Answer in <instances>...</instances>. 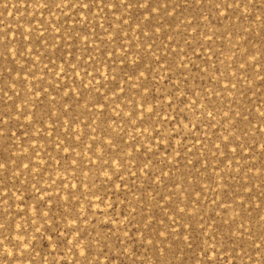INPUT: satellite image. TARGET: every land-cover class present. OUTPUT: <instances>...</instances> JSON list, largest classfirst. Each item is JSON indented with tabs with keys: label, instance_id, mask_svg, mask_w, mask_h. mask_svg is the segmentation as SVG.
Returning <instances> with one entry per match:
<instances>
[{
	"label": "rangeland",
	"instance_id": "rangeland-1",
	"mask_svg": "<svg viewBox=\"0 0 264 264\" xmlns=\"http://www.w3.org/2000/svg\"><path fill=\"white\" fill-rule=\"evenodd\" d=\"M47 2L49 7L44 9L36 0H0V38L3 39L0 41V53H3L0 55V128L8 130L0 137V162L7 163L6 169L0 170V191L8 193L0 196V221L8 223L0 230V239H5L12 249L9 256L3 252L5 244L0 245V264H264V131L259 130L264 129V117L260 116L264 112V0H227L239 3L240 7L227 8L222 4L226 17L219 16L220 9L215 7L221 0L212 3L202 0L199 5L196 0H146L147 8L129 10L127 5L113 0L117 7L110 3L103 11L99 3L81 9L78 4L57 8L55 4L59 0ZM144 2L129 0L133 5ZM153 8L159 11L153 12ZM189 20L192 25H187ZM157 26H161L159 31H155ZM204 33L212 37L211 41ZM10 47L14 52L17 50L15 58L8 52ZM137 53L143 57L137 74L143 72L148 80L133 78L126 83L123 77L136 68L131 61L139 58ZM125 54H131L127 68L122 61ZM49 61H54V65ZM93 67L99 68L107 79L106 87L96 85L99 93L89 84L92 76L101 79ZM64 69L68 70L67 74ZM85 70L91 76H85ZM112 76L117 77L115 82ZM114 83H119L124 91L109 92ZM141 83L152 89L150 96L158 97L151 99L150 104L159 106L160 115L152 117L151 122L145 117L144 127H137L139 120L135 124L127 123L126 115L116 117V112L126 114L134 107L133 101H141L144 91L140 89L138 94ZM101 93L106 99L93 106L95 97ZM173 96L177 101L197 100L198 104L187 107L173 102L169 108ZM104 104L107 107L101 114ZM20 108L32 114L31 123L23 113L19 119L15 118ZM65 111L68 115H64ZM207 111H214V121L202 115ZM225 112L231 117L227 123L222 119ZM162 116L172 123H156ZM3 119L8 123H2ZM189 121L200 122L198 131L194 129L189 134L192 127ZM117 122L123 125V132L117 128ZM153 124L165 136L170 134V129H179L180 135L171 141L158 137L149 144L148 136L155 135ZM226 128L232 134L227 148L221 139L229 136ZM72 129L83 132L79 141L66 138V131ZM134 136L136 140L132 139ZM92 137L97 145L115 137L122 149L120 155L127 162L123 169L126 180L115 196V185L121 181L113 176L111 184L104 183L107 177L98 174V165L88 164L89 157L95 160L88 150ZM125 141L135 143L137 148L142 142L145 149L157 155L151 156L146 150L140 155ZM70 142L76 145L74 149L66 147ZM214 144L220 148L216 149ZM237 144L241 147L232 152ZM68 153L78 161L74 165L77 170L92 168L86 173L77 171L80 179L86 181L80 191L87 199L78 194L74 200L76 210L87 217L79 226L83 232L90 233L81 243L93 242L86 258L64 246L62 252L50 253L47 242L34 232L35 227H40L43 233L44 222L26 223L34 215L36 197L43 195L49 204L56 205L49 215L56 216L61 229L65 227L62 214L73 211L61 199L67 191L53 184L48 191L37 193L32 185L48 188L52 180L64 178L70 184L77 183L70 171L64 172L68 165L61 157ZM145 161L147 167L141 170ZM29 163L31 173L23 168V164ZM47 165L50 167L44 171ZM149 168L153 175L147 174ZM129 171L137 174L133 191L140 197L139 204L128 191L133 179ZM17 172L22 174L17 176ZM89 185L92 191L101 194L107 191L106 203L115 201L117 216L124 210L125 216L120 217L124 225L118 236L109 230L120 226L113 225L110 216L92 215L99 212L95 207L99 202L90 194ZM89 200L93 207L85 211ZM129 200L136 205V211L135 218L128 223L127 213L132 207ZM179 208L184 212H178ZM21 210L28 216H19L17 212ZM173 219L178 222L174 224ZM48 224L52 225V221L48 220ZM12 225H24L29 236H38L35 246L23 255L11 240ZM124 230L128 231L126 236ZM98 237H103L104 242L95 244ZM68 238L74 240L75 234ZM213 245L215 248L204 250ZM101 247L104 251L98 253ZM210 252H214L211 255L216 256L215 261L208 260Z\"/></svg>",
	"mask_w": 264,
	"mask_h": 264
},
{
	"label": "snow or ice",
	"instance_id": "snow-or-ice-1",
	"mask_svg": "<svg viewBox=\"0 0 264 264\" xmlns=\"http://www.w3.org/2000/svg\"><path fill=\"white\" fill-rule=\"evenodd\" d=\"M36 2L40 8L46 9L49 7V3L47 2V0H36ZM208 2L212 3V0H208ZM97 3L102 5L101 11H103V9L105 7H108V5L110 3L113 4L114 8L117 7V4L114 3L113 0H75V4L73 3V0H59V2H57L55 4V7L66 8V7H68L69 4H71L72 7H75L76 4H78L81 9H89V8H91V6L93 4H97ZM119 3H120V5H127L126 9H128V10L131 9L132 7H138L141 9L148 7L146 0L144 3H139L136 5L129 3V0H119ZM196 3L199 5L202 3V0H196ZM222 4H226L227 8L240 7L239 3L232 4V3H228L227 0H221V3H216L215 7L217 9H220L219 16H223V17H226L227 13L224 10V8L222 7ZM161 7H166V5H161ZM152 11L158 12L159 9L153 8ZM168 14H170V12ZM86 18L87 17H85V19ZM204 18L207 19V17H204ZM124 23H127V21L125 20ZM192 23L193 22L191 20H189L187 22V25H192ZM160 27L161 26H157L155 28V31H159ZM192 27H199V25L192 26ZM143 34L145 36L148 35L147 33H143ZM43 35H44V33L41 32L40 36L43 37ZM117 35H119V33H117ZM196 35H200V33L197 32ZM204 35L209 41H211V39H212L211 36H208L207 33H204ZM149 39L151 40L152 44H155L154 39H152L151 37H149ZM193 39H195V36H193ZM0 41H3V39L0 38ZM101 43H103V39H101ZM121 46H123V45H121ZM177 47H179V45H177ZM27 51L29 53H31V49H27ZM149 51H151V46H149ZM8 52L11 53L13 58L16 57L17 50L14 52L12 47H10V48H8ZM2 54L3 53H0V55H2ZM21 55H23V52H21ZM130 55L131 54H127V55L125 54L122 57V61L124 62L125 68L128 67V61H129ZM136 55L139 58L137 60L131 61V63L133 65H135L136 68L130 69L129 72L126 73L125 76L123 77V79L125 80L126 83L133 78H135L138 81H140L141 78H143V81H145V82L148 80V77H145L143 72H139V74H137L136 69L139 68L140 60H142L143 57L140 56L139 53H137ZM184 55H186V53H184ZM49 62L53 63V65L55 63L54 61H49ZM160 62H161L160 58H157V63H160ZM181 64L183 65V61H181ZM241 67H243V65H241ZM63 71L65 74H67L68 70L64 69ZM93 71L99 73L101 76V79L97 80L95 76H92V79L89 81V84L91 85V88L93 90H95L97 93H99V88H97L96 85H99L100 88L106 87L107 79H106L104 73L100 72L99 68L93 67ZM121 71L123 72L124 69H121ZM85 76H91V73H89L87 70H85ZM25 79H26V77H25ZM169 79H170V77H169ZM111 80L113 82H115L117 80V77L112 76ZM93 81H94V83H93ZM131 86L135 87V85H131ZM56 87L59 88V83H57ZM64 87L67 88L68 85H65ZM85 87H87V85H85ZM224 87L227 88L228 86L225 85ZM232 87L235 88L236 84L233 83ZM117 89H119L121 92L124 91V88L119 83H114L112 85V87L108 88V91L115 93ZM140 89L144 90L141 101H133V104H134L133 108L129 109L126 114L123 111L116 112V117H121V116L126 115V117H127L126 122L127 123L135 124V121L139 120L140 123L136 126L137 127H144L145 117H147L148 122H151L152 117L159 116L160 112L157 111V108L159 106H152L150 104L151 99H157L158 98L155 95L150 96L152 89L148 88L146 83L140 84L139 89H138V94H139ZM0 91H2V89H0ZM39 91H41V89L37 90L36 94H38ZM16 94L19 95V93H16ZM193 94L197 95V96L199 95V93H193ZM4 95L7 96V93H5ZM65 95H68V93H65ZM51 99L54 101L55 97L53 96ZM104 99H106L105 94L101 93V94L97 95L95 97V104L93 106L100 105L101 101ZM116 99H119V97L117 96ZM113 102H115V101H113ZM173 102H177L178 104H184L187 107H195L198 104L197 100H192L190 103L186 99H179L177 101V98L175 96H173V100L168 102L169 108L172 107ZM106 107H107V104H104L103 107H101V109H100L101 114L103 113L104 108H106ZM117 107H118V105H117ZM89 111H90V109H89ZM180 111L182 112L183 109H181ZM21 113H23L24 116L29 117V123L32 122V120H31L32 114H30L28 112L24 113V108L19 109V112L15 118L19 119V116ZM64 115H68V112L65 111ZM202 115H204L205 118L210 120V121L215 120L214 111H207L206 113H202ZM260 116L264 117V112L260 113ZM78 119H79L78 117L75 118L73 120V123H76V121ZM173 119H175V118H173ZM184 119H188V117L185 116ZM222 119H224L226 121L225 123H227V121L230 120L231 117L228 115L227 112H225L223 114ZM2 123L7 124L8 120L3 119ZM156 123L171 124L172 121L169 120V118L167 116H162V118L159 121H157ZM176 123H180V121H176ZM199 123L200 122L193 124L192 121H189V124L192 125V127L188 129L189 134H191L194 129L195 130L198 129ZM85 126H87V125H85ZM185 127H187V126H185ZM117 128L120 130V132H123V125L119 124L118 122H117ZM153 128L155 130V135L154 136H148L147 139H148L149 144L153 140H157L158 137L160 138V140L168 139L169 141H171V139H173L174 136L180 135L179 129H175L174 131L170 129V130H168L170 132V134L168 136H165V134L163 132H161V130L159 128L155 127V124H153ZM259 130L264 131V129H259ZM5 131H8V130L5 128H0V137L4 136ZM93 131H95V129H93ZM114 131H115V129H114ZM144 131L146 132L147 128H144ZM225 131H229V129L226 128ZM14 135H15V133L12 132L11 136H14ZM82 135H83L82 131H81V133H77L74 129H72L71 131H66V133H65L66 138H68L70 141L72 139L79 141L81 139ZM231 135L232 134L229 131V136H224L221 138L224 142L225 148H227L228 144L230 143ZM195 138L198 140L199 136H196ZM120 139L122 140L123 137L121 136ZM132 139L136 140L137 138L134 136V137H132ZM185 139H186V137H185ZM92 140H93V143L88 145V150L93 153V155L95 156V160H93L91 157H89L88 158V164L92 165V166L98 165V169H97L98 174H102L103 176L107 177V181H105L104 183L111 184L113 182V176H115L116 180L121 181L120 184L115 185L116 191L113 192V196H115L116 193L121 190V188H122V186L126 180V178L123 175V169L127 166V162L125 161L123 156L120 155V151H122V149H120L119 143L116 141L115 137H109V138L105 139L102 143H100L99 145H97L95 137H92ZM62 143L63 142H61V144ZM125 143L129 147H131L135 152L139 153L140 155L144 154V152L142 150H146V151L150 152L151 156L157 155V153L152 152L151 149H145V145L142 142H140L139 148L136 147L135 143H130L127 141H125ZM157 143H159V140L157 141ZM213 146L216 149L220 148L219 144H214ZM66 147L74 149L76 147V145H74L70 142L68 145H66ZM240 147H241V145L237 144L236 147L232 148V152H236ZM117 149H120V150L118 151ZM61 150H63V148H61ZM188 150L190 151V149H188ZM125 155L131 156L132 153H125ZM213 155H215V153H213ZM61 159L64 160L68 165L67 167L64 168V172L70 171L72 173V179L75 180L77 183L70 184L67 181V179L64 178V179H60L59 181L52 180L51 183L49 184L48 188H39V187H37L36 184H33L32 187L36 189L37 193H43V192L48 191L53 184H56L61 191H64V190L67 191V195L65 197H61V199L64 201V204L67 205L68 207L72 208L73 211L71 214H69L67 211L62 214V219L65 221V227L63 229H61L59 227V222L57 221L56 216L55 215H49V213L52 212L53 208L56 207V205L55 204H49L48 200H45L43 195H38L36 197V203L33 207L34 215L29 217L28 220L26 221V223H28L29 225H35L37 220H41L44 222L45 226L43 228V233H41L40 227H35L34 232L39 233V239L41 241L47 242V247H48V249H50V253L62 252L61 246H64V247H67L68 250L71 251L72 253H73V251H75V253L78 254L79 257L86 258L89 251L92 250L93 242L90 241L87 245L81 243L83 237L85 235H90V233L83 232L81 227L79 226L81 222H83L84 220L87 219V217L85 215L81 214L78 210H76L74 200L77 198L78 194L80 196H84V198L87 199V196H85L84 193L82 191H80L81 187L86 183V181L80 179V177L77 175V171H83L86 173L88 171H92V168L91 167H89L87 169L81 168V169L77 170L74 167V165H76L78 163V161L72 158V153H68L66 156L61 157ZM30 163H31V161H30ZM30 163L29 164H23V168L28 169L29 172L31 173ZM57 163H59V161H57ZM147 164H148V161H145L141 165V170H143L144 167H147ZM6 167H7L6 162H0V170H4V169H6ZM48 167H50V165H47L46 168L44 169V171H47ZM150 173L152 174L151 169L149 168L147 174L149 175ZM21 174L22 173H20V172L16 173L17 176H19ZM128 175L133 178L131 183L128 185V191L130 193H132L133 196H135V192L133 191V186L135 185V180L137 178V174L135 172L129 171ZM40 179H43L42 173H40ZM0 186H2V185H0ZM89 191H90V194L92 196H94L95 199L99 202L97 205H95V207L99 208V212H93L92 215L93 216H100V215L110 216L112 218V224L113 225H120V226L110 228L109 230L113 235L118 236V233H121L120 228L123 227V225H124V220L120 219V217L125 216L124 210L122 209L119 216H117V214L115 212V207H116L115 201H113L111 204L106 203L107 191H104L102 194L98 193L96 191H92L91 185H89ZM7 195H8V193L5 192L4 190L0 191V196H7ZM56 195L59 196L60 192L57 191ZM49 199H51V197H49ZM135 199H136V204L141 203L139 196H135ZM4 201H6V200H4ZM20 201L22 203H24V198L21 197ZM197 202H199V198H197L196 203ZM128 204H132V201L129 200ZM100 205H104V207L100 208L99 207ZM46 206H47V211H45ZM220 206L221 205H219V207ZM92 207H93V203L91 200H89L88 201V209H86L85 211H89ZM135 211H136V205L132 204V207L128 210V213H127L128 223L132 219L135 218L133 215V213ZM177 211L180 213H183L184 209L179 208ZM17 213L21 217H27L28 216V213L25 210H21L20 212H17ZM237 215H239V213H237ZM48 220L52 221V225L48 224ZM172 222L175 224L178 221L173 219ZM7 224H5L3 222V220L0 221V230L5 229ZM149 224H151V220H149ZM53 225L55 227H53ZM104 225H108V223L105 222ZM12 227H13V234L11 235V240L17 243V245L20 249V254L23 255L25 252H28L32 247L35 246V240L38 239V236H35V235L29 236V233H28V231L24 225H12ZM240 227L243 228V224H241ZM65 232H67V234H68L67 236L65 235ZM127 232H128L127 230H124L122 233H124L126 236ZM45 234H47V235H45ZM74 234H75L74 240L68 238L69 236H73ZM158 234L163 235V233H158ZM141 235L143 236L144 234L141 233ZM127 238H129V237H127ZM184 238L186 240L188 239L187 236H185ZM102 241L104 242V238L98 237L95 239V244H101ZM121 242H123V241H121ZM148 243L151 244L152 241L149 239ZM4 244H5V239H0V245H4ZM105 247H108L106 243H105ZM188 247H191V244H188ZM255 247L260 248V245L256 244ZM211 248H215V245H213L209 248H206L204 250L207 251L208 249H211ZM77 249H80V250L77 251ZM58 250H61V251H58ZM102 251H104V248L101 247L100 250L98 251V253H100ZM3 252L8 255V252L5 251L4 248H3ZM161 252L163 253V250H161ZM211 253H214V252L209 253L208 260L209 261H215L216 256L211 255ZM36 255H40V253L37 252ZM98 259H99V255H97V261H98ZM87 264H88V262H87Z\"/></svg>",
	"mask_w": 264,
	"mask_h": 264
},
{
	"label": "clouds",
	"instance_id": "clouds-1",
	"mask_svg": "<svg viewBox=\"0 0 264 264\" xmlns=\"http://www.w3.org/2000/svg\"><path fill=\"white\" fill-rule=\"evenodd\" d=\"M4 250L8 252V255L11 256L12 255V249L9 248L6 244L4 246Z\"/></svg>",
	"mask_w": 264,
	"mask_h": 264
}]
</instances>
